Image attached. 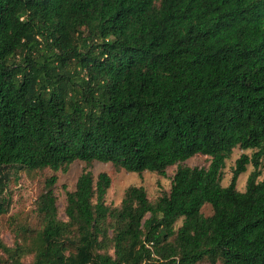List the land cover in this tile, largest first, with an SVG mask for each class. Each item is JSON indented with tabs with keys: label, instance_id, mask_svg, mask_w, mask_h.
<instances>
[{
	"label": "trees",
	"instance_id": "trees-1",
	"mask_svg": "<svg viewBox=\"0 0 264 264\" xmlns=\"http://www.w3.org/2000/svg\"><path fill=\"white\" fill-rule=\"evenodd\" d=\"M235 148L253 153L224 186ZM198 154L208 168L184 165ZM96 162L177 170L114 206ZM14 169L40 193L0 264H264V0H0V215Z\"/></svg>",
	"mask_w": 264,
	"mask_h": 264
},
{
	"label": "rangeland",
	"instance_id": "rangeland-1",
	"mask_svg": "<svg viewBox=\"0 0 264 264\" xmlns=\"http://www.w3.org/2000/svg\"><path fill=\"white\" fill-rule=\"evenodd\" d=\"M252 150H242L235 148L229 159L226 160L225 168L223 169V185L228 186L231 182L233 169L237 159L242 154L251 155ZM211 158L198 154L189 159L184 165L190 167L208 168ZM86 168L83 162H75L66 172L58 173V182L55 186V194L58 198L59 217L65 218V189L74 190L78 178ZM91 170L95 176L101 173H107L111 178V187L107 192L105 202L108 205L118 206L124 196L125 190L131 186L144 187L148 197L155 200L164 192H169L172 185V180L177 170V166L168 168L166 175H161L156 172H143L142 174L127 172L114 167L110 163L96 162L91 166ZM253 171V166L249 165L247 171L240 175L237 188L244 191L248 176ZM9 179L6 186L5 207L7 212L0 215V238L9 246H13L15 240L14 230H18L28 224L31 219L32 209L40 193V176L36 173H29L26 170H9ZM264 178V170L263 177ZM203 213L207 216L212 214V208L206 206ZM199 264H218L211 262L205 258Z\"/></svg>",
	"mask_w": 264,
	"mask_h": 264
}]
</instances>
